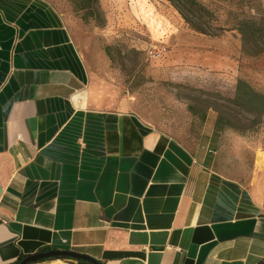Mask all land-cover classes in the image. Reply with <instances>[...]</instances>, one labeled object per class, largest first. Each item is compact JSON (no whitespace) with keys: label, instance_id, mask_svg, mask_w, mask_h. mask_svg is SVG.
I'll list each match as a JSON object with an SVG mask.
<instances>
[{"label":"crops","instance_id":"obj_1","mask_svg":"<svg viewBox=\"0 0 264 264\" xmlns=\"http://www.w3.org/2000/svg\"><path fill=\"white\" fill-rule=\"evenodd\" d=\"M50 251L263 264L264 180L227 178L142 120L47 0H0V264Z\"/></svg>","mask_w":264,"mask_h":264},{"label":"rangeland","instance_id":"obj_2","mask_svg":"<svg viewBox=\"0 0 264 264\" xmlns=\"http://www.w3.org/2000/svg\"><path fill=\"white\" fill-rule=\"evenodd\" d=\"M47 1L90 69L118 85L142 120L202 150L227 178L264 180V116L233 104L239 81L264 95V43L251 30L264 26V0H195L198 10L150 0L149 14L139 0ZM245 20L253 27L243 33Z\"/></svg>","mask_w":264,"mask_h":264},{"label":"trees","instance_id":"obj_3","mask_svg":"<svg viewBox=\"0 0 264 264\" xmlns=\"http://www.w3.org/2000/svg\"><path fill=\"white\" fill-rule=\"evenodd\" d=\"M174 3L177 4L178 8L189 5L191 8H201L200 4L196 2L195 0H172ZM190 21H188L189 23ZM264 23V18L262 20ZM243 26L242 30L243 33H245V29H250L253 27V22L245 20L242 22ZM252 31L258 33L261 35L262 42L264 43V26L259 27L255 29L254 27L251 29ZM203 31V30H202ZM201 31V32H202ZM204 33V32H202ZM263 52V51H262ZM233 104L241 109L244 113L252 115L253 117H261L264 116V95L256 92L253 90L246 82L239 81L236 89V96L233 101ZM219 124V121L218 123ZM46 251V250H45ZM42 253V252H41ZM30 256H24L19 259V261L24 260L25 258Z\"/></svg>","mask_w":264,"mask_h":264},{"label":"water","instance_id":"obj_4","mask_svg":"<svg viewBox=\"0 0 264 264\" xmlns=\"http://www.w3.org/2000/svg\"><path fill=\"white\" fill-rule=\"evenodd\" d=\"M53 258L83 261L88 264H102L84 255H79L73 252H60V251L42 252V253L27 257L24 260H22L20 263H16V264H36L40 261L53 259Z\"/></svg>","mask_w":264,"mask_h":264},{"label":"bare ground","instance_id":"obj_5","mask_svg":"<svg viewBox=\"0 0 264 264\" xmlns=\"http://www.w3.org/2000/svg\"><path fill=\"white\" fill-rule=\"evenodd\" d=\"M154 31V30H153ZM257 159L261 162V156H258Z\"/></svg>","mask_w":264,"mask_h":264}]
</instances>
